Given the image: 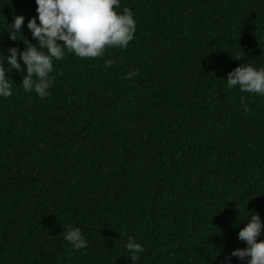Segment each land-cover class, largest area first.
<instances>
[{
    "label": "trees",
    "instance_id": "trees-1",
    "mask_svg": "<svg viewBox=\"0 0 264 264\" xmlns=\"http://www.w3.org/2000/svg\"><path fill=\"white\" fill-rule=\"evenodd\" d=\"M124 7L137 21L128 47L54 61L44 99L9 73L14 94L0 98V264H133L129 237L145 249L134 264H225L246 247L238 233L248 215L264 221V97L226 81L241 64L264 67V0ZM36 8L0 0L5 59L9 47L26 48L23 35L38 43L27 28ZM21 14L23 35L13 40ZM68 226L81 229L85 249L64 239Z\"/></svg>",
    "mask_w": 264,
    "mask_h": 264
},
{
    "label": "clouds",
    "instance_id": "clouds-1",
    "mask_svg": "<svg viewBox=\"0 0 264 264\" xmlns=\"http://www.w3.org/2000/svg\"><path fill=\"white\" fill-rule=\"evenodd\" d=\"M35 3L37 16L28 20L27 28L38 43L33 44L23 35L25 16H16L10 24L12 32L9 33L13 40L19 39L17 33L22 34L24 39L19 40L26 48L9 47L6 59L3 50H0V98H9L14 94L8 79L13 70L23 74L21 85L26 92L34 91L40 99H44L50 95L55 81L54 61L62 60L67 53L81 59L103 58L107 49H126L135 37L137 21L134 13L128 7L119 11L121 0H35ZM242 55L241 52L234 56L240 59ZM114 64L115 60H105L104 67L111 68ZM138 74V71L129 72L125 79ZM226 81L229 89L238 87L241 92L264 97V67L241 64L228 73ZM248 217L246 226L238 233V239L244 241L246 247L228 253L225 264H231L232 257L246 264H264V240L258 239L264 234V221L257 212L251 214V219ZM63 231L64 239L76 251L87 247L88 241L80 228L68 226ZM126 249L133 264L145 251L131 237Z\"/></svg>",
    "mask_w": 264,
    "mask_h": 264
}]
</instances>
